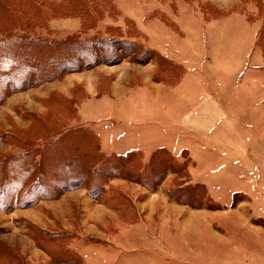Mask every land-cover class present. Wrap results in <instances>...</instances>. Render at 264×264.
Returning a JSON list of instances; mask_svg holds the SVG:
<instances>
[{
    "label": "rangeland",
    "instance_id": "1",
    "mask_svg": "<svg viewBox=\"0 0 264 264\" xmlns=\"http://www.w3.org/2000/svg\"><path fill=\"white\" fill-rule=\"evenodd\" d=\"M12 60L0 264H264V0H0Z\"/></svg>",
    "mask_w": 264,
    "mask_h": 264
},
{
    "label": "trees",
    "instance_id": "2",
    "mask_svg": "<svg viewBox=\"0 0 264 264\" xmlns=\"http://www.w3.org/2000/svg\"><path fill=\"white\" fill-rule=\"evenodd\" d=\"M69 63L70 61L65 64H68L69 66L70 65ZM25 68L29 69L28 71L30 70L32 71V68L28 66H26ZM20 69L21 68L19 67V65H17V62H15L14 60L8 63V66L4 68V70L2 68L0 69V90L2 87L5 88L8 85L10 86L11 83H13L11 82V79L16 76V73L20 72ZM23 69L24 68H22V70ZM22 161L23 160H19L18 162L13 161L12 163L10 162L7 165V168H8L7 171L9 170V172L11 173H10V176H8V181L6 183H4L3 181L4 177L7 176V174L5 176L6 168H5V171L3 172L4 167L0 166V208L2 209H4L5 207H8L14 201L19 202V200H21V197L24 198L25 196L24 193L28 192L29 185H31L30 182L29 184H27L28 175L30 176L29 173L31 171L35 172V169L37 168L38 164L36 163L35 160L34 161L29 160L28 162H26V164L24 163L19 164ZM18 178L20 179L19 182H18ZM35 178H37V180L44 181V180H41V177L38 175ZM41 240H45V239L41 237Z\"/></svg>",
    "mask_w": 264,
    "mask_h": 264
},
{
    "label": "crops",
    "instance_id": "3",
    "mask_svg": "<svg viewBox=\"0 0 264 264\" xmlns=\"http://www.w3.org/2000/svg\"><path fill=\"white\" fill-rule=\"evenodd\" d=\"M238 21H239V25H240L238 32H234L233 34H231L235 30V28H234L235 23H237ZM238 21H236L232 24H229L227 26L221 27L222 28L221 33H223L222 37H224V38H226L227 36L232 37L233 35L237 36L239 34L242 41L240 42L239 50L237 52L238 58L241 60L240 54H242L243 52H246V58L248 59V54L250 55L254 50V40L252 39V37H250V39H249L250 35H248V28H247L248 23H247L246 19L245 20L239 19ZM257 33L258 32H255V36L257 35ZM230 47L233 48V45H230ZM232 48H231V50H232ZM245 49H246V51H245ZM224 51H225V53H227V50H224ZM227 60H229V57L225 61H227ZM247 86H248V84H247ZM247 86L245 85L244 87H241V94H240L241 97H242V92L244 91V89ZM103 148H104V146H103ZM134 149H137V148H130L127 151H131ZM104 150L107 151V154H117L115 144L114 145H112L111 143L108 144L107 149L104 148ZM127 153H129V152H127Z\"/></svg>",
    "mask_w": 264,
    "mask_h": 264
}]
</instances>
